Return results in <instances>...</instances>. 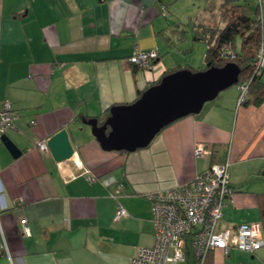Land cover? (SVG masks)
Wrapping results in <instances>:
<instances>
[{"label":"crops","instance_id":"obj_1","mask_svg":"<svg viewBox=\"0 0 264 264\" xmlns=\"http://www.w3.org/2000/svg\"><path fill=\"white\" fill-rule=\"evenodd\" d=\"M189 1L0 0V111L8 101L19 115L6 135L22 151L13 158L0 136V264H131L154 244L147 195L227 159L235 195L224 224L263 223L264 104L238 107L237 86L133 153L104 151L84 123L102 124L113 106L134 103L168 71L192 68L181 61L203 53L204 43L193 39L194 24L192 34L181 31L180 5ZM261 2L236 0L264 23ZM222 3L214 4L216 25ZM209 16L206 6L195 24L211 27ZM136 50L159 58L139 69L129 61ZM64 129L74 156L57 162L36 143ZM198 145L209 154L196 156ZM119 206L128 216L116 220ZM244 253L251 255L215 250L207 264H235ZM181 264H195L193 255Z\"/></svg>","mask_w":264,"mask_h":264},{"label":"built area","instance_id":"obj_2","mask_svg":"<svg viewBox=\"0 0 264 264\" xmlns=\"http://www.w3.org/2000/svg\"><path fill=\"white\" fill-rule=\"evenodd\" d=\"M262 5L261 0H258ZM166 15L167 12L163 11ZM264 25V23H263ZM233 59L234 54L226 49L222 55ZM157 50H136L129 61L139 69L149 68L158 60ZM257 72L264 73V41L254 63ZM248 93V84L239 86L237 106H241ZM19 115L10 102L6 101L0 111V136L15 130ZM35 125V122H31ZM42 153H50L48 141L36 143ZM209 154L202 145H198L196 156ZM231 161L214 164L205 172L198 174L191 182L168 189L151 192L147 199L151 204L154 225V244L140 247L131 264H181L187 261L191 253L195 264H205L207 255L215 250L228 254L236 248L256 254L264 248V232L260 223H245L237 226L224 224L223 209L234 199L235 190L230 178ZM128 216L127 210L119 206L116 220ZM25 235L31 230L27 220H22ZM0 245L6 248L2 230Z\"/></svg>","mask_w":264,"mask_h":264},{"label":"water","instance_id":"obj_3","mask_svg":"<svg viewBox=\"0 0 264 264\" xmlns=\"http://www.w3.org/2000/svg\"><path fill=\"white\" fill-rule=\"evenodd\" d=\"M241 70L235 63L192 72L182 69L164 76L129 105L113 106L110 115L100 124L98 119L84 121L104 151L133 153L148 147L167 126L189 115H198L207 103L238 84ZM1 141L13 158L22 151L7 135ZM48 147L57 162L74 156L68 130L48 140Z\"/></svg>","mask_w":264,"mask_h":264},{"label":"trees","instance_id":"obj_4","mask_svg":"<svg viewBox=\"0 0 264 264\" xmlns=\"http://www.w3.org/2000/svg\"><path fill=\"white\" fill-rule=\"evenodd\" d=\"M220 11V21L215 27L205 28L194 22L193 39L207 45L206 67L198 71L211 67L221 68L228 63H235L241 70L239 81L236 85L238 91L240 85L248 84V93L241 106H261L264 104V82L261 80L263 73L257 72L254 63L263 42V20L259 18V13L255 17L250 16L245 6L236 4V0H223ZM238 40L240 42L239 45H237ZM226 49L232 51L234 54L233 59H226L222 56ZM182 69L191 70L189 67L177 68L168 71L165 76ZM141 95L142 93L139 97ZM232 188L234 187L232 186ZM261 225L262 229H264V214ZM213 252L207 255L205 264L208 263Z\"/></svg>","mask_w":264,"mask_h":264},{"label":"rangeland","instance_id":"obj_5","mask_svg":"<svg viewBox=\"0 0 264 264\" xmlns=\"http://www.w3.org/2000/svg\"><path fill=\"white\" fill-rule=\"evenodd\" d=\"M211 0H191L189 1V3H185L181 6L182 11L180 13H182L180 16L183 17V19L181 20L182 24H181V31L185 32V34H192V30H193V24H194V20L195 18L199 15L200 12H203L206 8V6L208 7V9L210 10V16L209 19L207 20L206 23H208V26L211 27H215L216 26V21H217V14L215 13V1L216 0H212L213 4H210L209 6L207 5V2L209 3ZM179 6V5H178ZM177 6V7H178ZM202 10V11H201ZM179 12V11H178ZM180 37H181V42H183V36L182 33H180ZM184 44V43H183ZM198 44H201L198 42ZM240 42L239 40L237 41V45H239ZM183 47L185 45H182ZM201 46H203V53H197L195 52L194 55L190 56V58L188 57L186 60H182L181 63L182 65H190V63H192V68H190L193 71H198L203 69L205 66V57H206V51H207V45L201 44ZM197 59V60H196ZM235 87V86H233ZM264 232V229H263ZM251 254V253H250ZM262 254V255H261ZM252 255H256L254 256V258L252 257ZM240 258H237V260L235 261V264L237 262L240 261V264H264V248H262L260 251L256 252V254H245L239 256ZM229 260V258L227 259ZM238 264V263H237Z\"/></svg>","mask_w":264,"mask_h":264}]
</instances>
